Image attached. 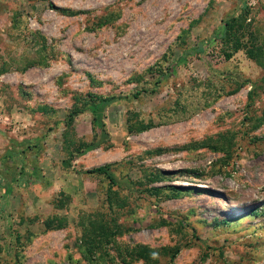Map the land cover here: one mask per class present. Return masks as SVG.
<instances>
[{
  "label": "rangeland",
  "instance_id": "1",
  "mask_svg": "<svg viewBox=\"0 0 264 264\" xmlns=\"http://www.w3.org/2000/svg\"><path fill=\"white\" fill-rule=\"evenodd\" d=\"M245 8L264 40V0H0V264H117L82 253L98 215L121 228L118 244L158 250L160 264H264V68L245 51L227 61L220 42L181 60ZM41 36L56 58L22 71ZM170 65L156 92L127 99ZM99 96L119 98L104 112L110 138L68 165L65 124ZM136 119L155 127L131 131ZM92 121L75 118L77 139L102 136ZM224 136L230 156L183 149ZM105 165L119 182L112 203L109 180L88 174ZM177 246L172 261L163 250Z\"/></svg>",
  "mask_w": 264,
  "mask_h": 264
},
{
  "label": "trees",
  "instance_id": "2",
  "mask_svg": "<svg viewBox=\"0 0 264 264\" xmlns=\"http://www.w3.org/2000/svg\"><path fill=\"white\" fill-rule=\"evenodd\" d=\"M73 14V13H72ZM251 13L248 8L242 10L238 16H233L228 20L223 22L220 32L213 34L208 40L201 41L198 48L194 51L186 50L183 52L181 57L182 61H185L190 53L199 54L207 45L214 44L215 42H220L223 46L222 56L227 60L233 59L236 53L240 51H245L248 58L254 60L258 65L264 68V40L258 31L254 28L253 19H250ZM15 24L17 19H14ZM189 36L188 32H184L179 41L180 46H185L187 44V37ZM43 44L41 48L35 52L34 55L27 56L19 65L22 71H26L33 67H44L47 68L50 65V61L56 58L55 47L48 45L44 37ZM169 58H165L163 62H166ZM173 65H178L179 62L172 63ZM173 65H170L166 72L163 69L159 70V77L157 83L152 89L143 88L140 91H137L133 95L129 96L127 99L132 98L139 99L144 93H153L159 87V84L164 80L169 79L174 71ZM2 72L8 70V66L2 67ZM153 70H157L155 67ZM244 86L241 85L239 88ZM253 95V93H251ZM250 95V96H251ZM252 97V96H251ZM119 98L117 97H104L99 96L94 98L90 102H87L84 106L77 107L74 109L69 116V119L66 122V133L64 136V152L67 154L66 163L68 165L72 164L78 158L85 156L86 154L100 148L102 143L107 141L110 138V135L107 131V126L104 121V112L105 110L113 105ZM177 112H181L186 116L189 114V106L187 104H182L180 101L177 102ZM199 109V107H198ZM194 110L195 112L198 110ZM41 112L48 113L46 109H41ZM90 112L93 115V127L95 130L102 131V136L99 137L97 134L94 135V140L87 142L82 139H77V134L74 128L75 118L84 112ZM193 114V112H191ZM134 122V123H133ZM131 122L130 130L137 133L145 132L153 127H155L152 121H146L144 119H136ZM133 123V124H132ZM264 124V119L259 120V125ZM232 139L229 136L221 137V140L212 141L206 140L197 145L188 146L183 149L187 150H196L201 148H210L216 152H224L228 156L231 155L232 150ZM181 150V149H180ZM13 153H9L6 157H12ZM88 174H95L99 176L106 177L110 182V189L108 191V196L111 199L110 203L113 202L112 196L117 195V192H114V188L119 186V182L113 172L112 165H105L88 171ZM164 179L163 174L154 173L150 176V182H160ZM176 189V188H175ZM162 189H146L144 192L151 194L152 196L158 197V200L162 197ZM173 194V196H179ZM165 224V223H162ZM85 232L82 237L83 250L82 253L84 257L89 262H95V259L98 258L99 262L111 261V263H121V264H135V262H144L145 264H160L159 256L160 253L158 250L152 249L143 245L129 246V245H120L116 242L117 236L121 235V228L119 226H114L113 228L106 224L104 217L98 215L95 219L90 221L89 225L84 228ZM123 235V234H122ZM111 246L114 247L117 255L110 256L107 254L105 247ZM163 251L170 255V259L174 261L176 257L180 254L181 248L179 246L171 249L166 248ZM99 254V255H98Z\"/></svg>",
  "mask_w": 264,
  "mask_h": 264
}]
</instances>
